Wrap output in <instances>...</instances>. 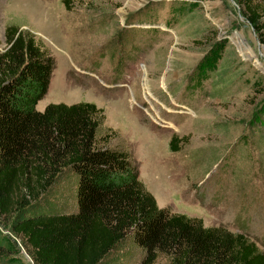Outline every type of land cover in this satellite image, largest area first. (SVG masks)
Wrapping results in <instances>:
<instances>
[{
  "label": "rangeland",
  "instance_id": "rangeland-1",
  "mask_svg": "<svg viewBox=\"0 0 264 264\" xmlns=\"http://www.w3.org/2000/svg\"><path fill=\"white\" fill-rule=\"evenodd\" d=\"M10 25L55 59L39 112L95 104L98 144L130 153L160 208L264 250V47L235 0H0L1 52ZM78 185L68 172L51 208L77 213ZM8 229L0 217L5 260L34 264ZM143 260L131 238L108 264Z\"/></svg>",
  "mask_w": 264,
  "mask_h": 264
},
{
  "label": "trees",
  "instance_id": "trees-1",
  "mask_svg": "<svg viewBox=\"0 0 264 264\" xmlns=\"http://www.w3.org/2000/svg\"><path fill=\"white\" fill-rule=\"evenodd\" d=\"M264 47V0H235ZM0 51V217L34 264H108L133 238L142 264H264L243 233L158 206L130 153L98 144L102 111L92 103L37 105L49 91L55 59L31 32L10 25ZM177 138L171 141L178 151ZM79 175L77 213L47 199L68 172ZM46 209V210H44ZM0 242V264L6 259Z\"/></svg>",
  "mask_w": 264,
  "mask_h": 264
}]
</instances>
